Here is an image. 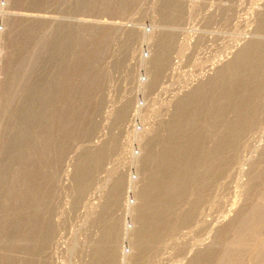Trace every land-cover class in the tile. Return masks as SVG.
<instances>
[{
    "label": "rangeland",
    "instance_id": "rangeland-1",
    "mask_svg": "<svg viewBox=\"0 0 264 264\" xmlns=\"http://www.w3.org/2000/svg\"><path fill=\"white\" fill-rule=\"evenodd\" d=\"M89 33L94 38L81 40ZM100 40L98 59H90ZM82 62L99 66L97 86L87 99L67 101L75 90L65 81ZM18 64L27 77L11 81ZM259 74L264 0H0V264H25L28 256V224L7 213L26 209L28 174L39 187L44 170H32L41 141L53 135L54 112L89 100L96 110L80 137L62 135L68 126L56 132L67 148L57 171L46 170L53 195L36 225L44 221L51 233L32 261L99 264L94 253L108 247L114 226L111 264H137V239L149 225L140 221L142 199L166 194L175 229L145 249L141 264H199L215 246L217 253L219 231L256 205L264 186V89L250 92ZM242 98L253 124L239 123ZM228 133L225 166L215 163V152ZM98 151L100 164L87 166L89 179L79 182ZM41 203L33 202L32 213ZM249 257L238 264H252Z\"/></svg>",
    "mask_w": 264,
    "mask_h": 264
},
{
    "label": "bare ground",
    "instance_id": "bare-ground-1",
    "mask_svg": "<svg viewBox=\"0 0 264 264\" xmlns=\"http://www.w3.org/2000/svg\"><path fill=\"white\" fill-rule=\"evenodd\" d=\"M87 36H89L90 38H94L93 34L89 33V35L84 34L83 37L81 35V40L86 39ZM99 42H101V40L95 41V44L93 45L95 47H93L92 50L89 49L90 59L93 58L98 59V56L100 55L101 52L100 50L101 48L98 47L100 46ZM87 50L88 49H85L84 53L87 52ZM80 58L83 59L81 61L85 62L87 59V53L81 55ZM255 60L259 61V58L256 57ZM78 61H80V59ZM84 62H82L80 65L76 63V66L74 68H71L72 72L69 78L66 79L65 81L66 83L65 85H69L72 87L73 90H75V95L72 94L66 97L67 101H70L74 97L76 99L77 97L81 96V94H83L84 96L83 98L87 99V96L90 97L91 91H93L97 86L99 66L87 65L85 67L87 61L85 62V64ZM253 66L257 67L256 63H254ZM255 67H252V69H250L249 71V74L251 76L257 75L256 74L257 72L256 71L254 72L253 70ZM77 76H79L78 79ZM26 77H27L26 70H23L22 66L19 64L13 69L12 73H10L11 81H17V80L23 81L26 79ZM255 82L256 83L254 84L253 88L250 89V92H253V89L255 92L259 89H264V74H259ZM25 88H27V86ZM262 102H264V98H262ZM250 105L251 104L248 103L246 99L243 100V98L239 101V103H237L235 110L237 115H239L240 124L242 123L244 124V122H246L247 124L254 123L253 119H251V117L247 113L250 109ZM75 108L76 109L68 108V111L67 110L63 111L62 108L58 110L57 108L56 113L54 112L53 126L51 130V132L53 131V135H51L49 139L47 136L43 138V140L41 141L40 153L36 154V157H38L39 160L38 162H35V164L33 165L34 167L32 172L37 169L44 170V172L41 173L39 180L37 181L39 182V187L36 186L37 185L36 181H34L33 183L34 185L32 184L33 186H31L32 176L28 174L27 186H26L27 192L25 197V203L27 205L26 209L24 211L21 210L22 212H19L17 210L15 212L11 210L9 213H7L8 214L7 217L9 220H14L20 217H24V219L28 224L25 229L26 235L22 245L24 250L26 251V254L28 255L26 257L25 264H35L32 261V256H34L35 254L34 252L40 249L41 246L45 245L46 238L48 234L51 233L50 226L48 225L47 227V224H45L44 221L41 220V222L36 225L37 222L36 218L38 215L40 219H42L45 210H48L47 205L49 206V209L51 206L49 204L50 203L49 201L53 194L52 192H50L49 189L51 185H53L54 178L53 176L50 178L49 175H46L47 174L46 170L50 165L53 171L55 172L57 171L60 162L59 158L61 157L64 150L67 148V147L64 148L59 147V145H62V143L59 139L60 138L59 134H57L56 132L68 126L69 128L68 132L63 131L61 133L62 135L69 134L71 136L73 135L74 138L80 137V135L84 132V118L88 116V114L92 112L94 109L96 110L95 104L93 105L91 100L86 101V103L83 102L79 104L78 107ZM240 129L242 128L239 127V131L241 132ZM235 134L237 136V133ZM232 136L234 135L232 134L229 135V133L224 136L222 142L223 143L222 148L220 147V150L215 152V157H216L215 158L216 162L214 161L215 163L217 164L220 163V165H225V166L229 163V160H225V158H223L226 157L228 153L225 147L223 148V145L226 146L227 144L226 140L228 138H231ZM50 155L52 157V160H50ZM103 156H104L103 152L101 153V151H98V153L94 155L91 159L84 162V170L83 173L80 174L78 178L79 182L85 183L88 181L89 174L86 169L87 166L89 167L93 165L94 166L99 165ZM180 174L181 173L178 172V174H174V175L176 176V178H178L180 177L179 176ZM24 179L22 184H24ZM201 179L202 176H199L198 173L196 177L197 184L200 183L199 181H202ZM255 179L256 178L252 179V182L248 184V187H251L254 184ZM34 186L36 187L33 188ZM146 198H143L142 202L144 203L143 207H147V212L141 217L140 221L142 223L146 221L149 223V225H147L146 229L144 228L143 231L140 232L139 238L137 239L136 245L138 250L140 251V253L138 254L139 258L137 264H141L143 262L144 257L148 255L145 249L148 250L149 248H151V246L157 247L160 244V242H162L169 234H172V231L175 229V225H176L175 220H170L165 215L166 211L169 210L168 208L169 204H167L169 201L168 194H166V196L163 198L159 196V198L154 199V201H151L148 198L147 199ZM34 201L42 202L41 204H43V208L39 211V213L37 212L35 214L32 213ZM257 201H258L257 204L254 206L252 205V207L245 214L243 213V215L236 222H232L228 224L221 231H219L218 237H219V241L221 242V247L218 248L217 253H215V248H217L215 246L211 250V255L206 259L200 260L199 264H238L242 259L245 258L247 254L250 255L249 258L252 264L264 263V240L260 237L262 229H264V186L257 195ZM117 202H118L117 199H115L113 201L114 204L112 206H115ZM106 215L107 214H104V217ZM189 218H190L189 213H187L186 215L184 214L183 216L179 215L176 218L177 224L183 225L188 221ZM117 238L118 237H117V232H115V227L112 226L108 230L105 237L108 243V247L104 249H99L94 253L96 263L111 264L113 262L112 260H114V251L116 249ZM197 261L198 260L196 259V262Z\"/></svg>",
    "mask_w": 264,
    "mask_h": 264
}]
</instances>
